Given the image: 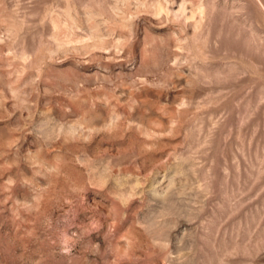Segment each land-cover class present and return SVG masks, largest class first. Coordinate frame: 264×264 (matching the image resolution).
Listing matches in <instances>:
<instances>
[{"label": "rangeland", "instance_id": "1", "mask_svg": "<svg viewBox=\"0 0 264 264\" xmlns=\"http://www.w3.org/2000/svg\"><path fill=\"white\" fill-rule=\"evenodd\" d=\"M0 264H264V0H0Z\"/></svg>", "mask_w": 264, "mask_h": 264}]
</instances>
